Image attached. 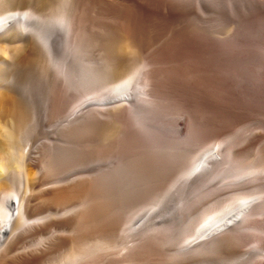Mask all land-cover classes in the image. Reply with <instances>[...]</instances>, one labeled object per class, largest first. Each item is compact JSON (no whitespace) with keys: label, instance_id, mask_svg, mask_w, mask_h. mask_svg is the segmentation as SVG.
<instances>
[{"label":"bare ground","instance_id":"6f19581e","mask_svg":"<svg viewBox=\"0 0 264 264\" xmlns=\"http://www.w3.org/2000/svg\"><path fill=\"white\" fill-rule=\"evenodd\" d=\"M135 1L158 9L164 17L177 18L192 13L201 19V15L193 10L192 0ZM219 2L207 18L210 52L221 67L234 72V95L241 99L244 109L258 108L264 112V0H228L227 5ZM15 3L16 0H0V264H39L59 245L67 248L63 264H78L87 252L81 249L82 231L76 226L85 216L67 217V209L59 212L60 216L52 215L53 218L51 215L42 216L37 213V205L33 202L42 197L58 202L60 206L74 203L72 210L90 208L84 201L77 202L83 194L84 182L82 186H68L67 180V186L40 190L41 194L34 195L42 180L41 175H37L40 171H37L40 159L35 155L37 147H33L29 134L40 128L43 100L34 82L22 81L19 75L43 62L50 79L55 77L69 88L76 86L71 91L79 98L72 103L70 111L67 110L68 120L63 121L69 127L112 120L124 112L133 113L141 124L148 119L146 110L152 111L147 99L149 92L144 82V68L137 64V68L118 81L113 72L109 79L113 86L102 96H96L101 86L100 78L83 62L81 50L69 48L78 0H59L54 7L43 12L26 9L5 14L3 6H14ZM195 45L199 53L201 43L196 40ZM121 49L136 52L128 38ZM199 65L200 72L202 65ZM112 68L119 69L120 65ZM210 70L207 72L211 73ZM192 121L194 142L187 150L181 147L183 152L177 155L176 191L173 194V190L168 189L146 211L130 217L127 223L130 231L147 237L155 231L175 228L177 255L184 259L193 260L210 254L218 256L221 261L213 259L207 264H264V145L259 143L261 136L246 131L242 139L247 145L242 147L243 144H236L228 136L229 129L208 130L200 135L198 115L193 114ZM177 122L180 135L186 134V123L180 119ZM24 134H28L26 140H23ZM254 146L257 147L256 153H249ZM73 180L75 178L71 182ZM204 195H212L214 199L187 221H177L182 219L180 216L188 206L197 205ZM129 210L133 211L132 208ZM126 216H129L127 212ZM176 222L178 225L173 226ZM51 230H70L72 235L68 238L55 236L53 242L40 243L34 248L26 246V250L19 251L18 245L26 238L43 237ZM94 250L97 248L88 251Z\"/></svg>","mask_w":264,"mask_h":264},{"label":"rangeland","instance_id":"374dc122","mask_svg":"<svg viewBox=\"0 0 264 264\" xmlns=\"http://www.w3.org/2000/svg\"><path fill=\"white\" fill-rule=\"evenodd\" d=\"M57 2L59 0H16L14 6L4 5L5 8H2L5 14L26 9L43 12ZM214 2L216 0H192L193 10L201 15V19H197L192 13L177 18L164 17L158 9L143 6L135 0H78L74 29L69 40L70 50H81L83 62L100 78L101 88L96 96H102L110 88L109 79L113 72L118 81L137 68V64L142 65L149 92L147 99L153 111L146 110L148 119L144 123L140 124L133 113L124 112L112 120L69 127L65 123L69 115L67 110L70 111L72 103L79 98L76 92L71 91L76 86L69 88L55 77L50 79L43 62L19 75L22 81L34 82L43 100L40 128L29 134L33 147H37L39 153L35 155L40 159L37 175H41L38 177L42 185L36 192L65 186L67 180L68 186L85 183L77 202L84 201L90 208H83L82 211L72 210L74 203L71 202L60 206L58 202L42 197L33 202L37 205L34 204L39 211L37 213L42 216H60L59 212L63 209L69 211L67 217L85 216L76 226L82 231L81 249L87 252L78 264H207L213 259L221 261L218 256L210 254L198 256L202 258L200 260L198 257L193 260L179 257L178 242L174 241L177 236L175 228L155 231L152 232L154 235L151 233L146 237L132 233L127 225L130 217L146 211L161 194L169 190H173L174 194L176 191L177 155L183 152L182 148L187 150L194 142L193 114L198 115L200 135L208 130L229 129L228 136L245 147L247 142L243 141L242 134L247 131L260 135L259 143L264 145V112L258 108L244 109L241 99L234 95V72L221 67L210 52L207 18L219 1ZM219 3L227 5L228 0H220ZM127 38L136 52L122 51L121 46ZM196 40L201 43L199 53ZM116 64L120 68L113 70L112 66ZM195 64L202 65L200 72ZM209 70L212 75L207 72ZM46 103L49 108H45ZM179 119L186 123L187 133L184 135L178 132ZM24 135L23 140H26L28 134ZM256 146L249 149V153H256ZM73 178L75 180L71 182ZM41 191L33 193L39 195ZM213 197L204 195L197 205L188 206L180 216L182 219L179 217L177 221L192 218L197 211L210 204ZM131 208L133 211L129 210ZM176 225L178 222L173 226ZM65 231L51 230L43 237H28L23 240L25 243L18 245L19 251L23 252L26 246L34 248L40 243L53 242L55 236L68 238L72 235L70 230ZM58 247L39 264H63L67 248ZM90 248L97 250L90 252Z\"/></svg>","mask_w":264,"mask_h":264}]
</instances>
